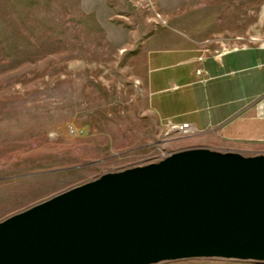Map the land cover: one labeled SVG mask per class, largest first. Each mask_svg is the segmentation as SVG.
I'll return each instance as SVG.
<instances>
[{
  "label": "rangeland",
  "instance_id": "obj_1",
  "mask_svg": "<svg viewBox=\"0 0 264 264\" xmlns=\"http://www.w3.org/2000/svg\"><path fill=\"white\" fill-rule=\"evenodd\" d=\"M251 46L264 0H0V221L192 147L149 109L151 53Z\"/></svg>",
  "mask_w": 264,
  "mask_h": 264
},
{
  "label": "water",
  "instance_id": "obj_2",
  "mask_svg": "<svg viewBox=\"0 0 264 264\" xmlns=\"http://www.w3.org/2000/svg\"><path fill=\"white\" fill-rule=\"evenodd\" d=\"M264 262V154L191 147L0 221V264Z\"/></svg>",
  "mask_w": 264,
  "mask_h": 264
},
{
  "label": "crops",
  "instance_id": "obj_3",
  "mask_svg": "<svg viewBox=\"0 0 264 264\" xmlns=\"http://www.w3.org/2000/svg\"><path fill=\"white\" fill-rule=\"evenodd\" d=\"M148 64V105L161 126L188 129L192 147L264 154V46L151 53Z\"/></svg>",
  "mask_w": 264,
  "mask_h": 264
}]
</instances>
